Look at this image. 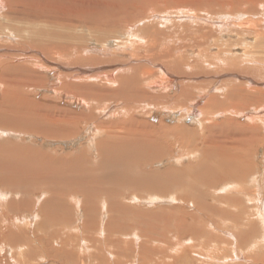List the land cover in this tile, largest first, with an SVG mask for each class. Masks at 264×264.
<instances>
[{"label": "rangeland", "instance_id": "obj_1", "mask_svg": "<svg viewBox=\"0 0 264 264\" xmlns=\"http://www.w3.org/2000/svg\"><path fill=\"white\" fill-rule=\"evenodd\" d=\"M138 5H142L144 11L143 9L140 11L135 5L131 6L130 10L133 12V18H137L138 22L135 20L120 28L117 27L118 25L113 28H101L100 33L109 34L103 39V43L92 42L93 38L89 37L88 40L91 41L86 42L87 46L90 43L107 46L105 51L108 55L101 50L93 51L96 53L94 55L89 47L82 54L85 57L109 59L110 62L105 65L87 67L88 69L85 68L81 76L93 74L111 78L116 75L115 69L122 72L128 67H135L139 72L149 71V76L146 75L148 82L143 86L142 83L146 81L143 77L142 86H139L140 89L148 92V97L141 100V105L145 108L139 109L132 116L154 125L147 127L145 123L143 124L142 130L147 131V134L139 143L140 146L136 148H140L139 151L144 153L142 147L148 146L151 156L147 164L143 162L146 159L141 160L145 169L143 171L148 174L156 173L159 179L152 181L148 187L139 186L145 183L146 178L142 177V173L139 175L140 168H133L132 149L128 150L131 154L127 160H122L119 165L125 170L122 167L120 169L121 176H127L125 181L112 179L117 172V167L112 169L109 164L110 161L119 162L122 152L113 154L106 151L104 160L98 161V165L94 164L97 163L94 161H97L98 157L93 154L94 149L91 147L97 142L102 143L101 139H104L105 132L102 135L96 133L92 125L94 124L95 127L96 124L103 123L106 127L112 122L127 121L131 115L123 118L117 114L122 112L125 102L121 98L131 93L132 86L121 88L124 91L117 94L118 84L106 83L109 91L96 93L103 102L102 109L105 112L102 113V109L98 108L101 111L94 115L93 120L88 118L89 120L82 123L80 127L78 125L75 134L50 140L37 135L34 131H32L34 134L31 132L32 127L38 126L36 121H34L36 126L32 124L33 118L29 119L32 115L35 116L32 107L10 104L21 97V89L15 85V80L0 78V121L7 127L0 126V147H4V149L1 147L0 151L13 150L8 160L15 158L11 166L13 170H20L22 174H16L17 177L14 178L15 174L10 172L12 171L10 167L0 171V249L6 248L2 252L5 251L7 256L2 264H54L53 262L56 261L53 259L41 258L45 246L57 250L60 248L58 243L48 239L47 236L52 232H60V234L64 232L70 236L63 250L67 253L68 261L65 264H71L75 260L70 252H75L79 246L83 248L88 246L86 254L93 251L92 247L101 248L104 252L107 248L113 250L114 255H117V261L119 260L116 263L115 258V264H264V219L261 220L264 218V188H259V181L261 184L263 181L261 187L264 186V0H139ZM3 11L4 7L0 6V13ZM0 25L1 29H5L0 33V62L7 60L13 62V65L18 63L19 67L35 70L37 72L35 77L38 74L41 76L42 81L39 80V84L36 86L35 82L31 84L35 88L33 92L26 90V99L33 105L48 101L54 109L56 106L58 110L61 108L59 112L65 111V117H71L70 113L77 114V111H82L84 116L88 114L84 107L79 108L72 102L71 91L60 89V79L66 75L72 78L68 73L76 69L63 66L64 69L59 63L40 57L41 53L36 50L27 49L28 47L21 48L22 42L11 33V27L17 26L16 28L25 31L28 25L10 20L1 21V19ZM82 34L86 33L83 31ZM259 34L261 36H258ZM149 37L155 39L152 41ZM150 40L152 45H148ZM122 47L124 50H120ZM154 47L161 52L149 51ZM243 55H246L245 58ZM239 57H243L246 63L250 61V58L252 61L249 62L250 64H245ZM41 64L43 69L38 67ZM92 71L94 73H91ZM72 79H75V83L78 82L76 80L78 77ZM181 84L185 85V88L189 86L190 93L179 101L176 97L180 94ZM4 90H6L5 96H3ZM211 97H215V102L209 106L210 115L207 113L206 117V115L197 114V108H202L203 105L205 107V102ZM28 109L30 113L33 112L32 115L23 112ZM194 110L196 114L193 113ZM111 112L115 115L111 116ZM25 127H29V130ZM253 127L261 129L260 132L251 135L255 144L248 148L245 141L243 146L241 138H244ZM21 129L25 131V134ZM89 129L92 131L91 134ZM16 130H21V133ZM28 131L31 133H26ZM240 143H242L241 148L237 149L238 158L243 159L242 153L247 152V149L250 150L251 154L247 159L253 165L251 166L253 171L251 170V173L244 178L245 180L232 177L229 181H223L224 173L222 172L226 169L223 168L224 165L228 166L229 162L221 146L227 144L228 148H231ZM213 144H217V148ZM210 147L216 149V155L212 156ZM21 150L32 151V153H21L23 152ZM207 150L209 152L205 160L203 155ZM81 151L86 152V158L93 162L88 160L87 162L81 157L82 165L80 164L78 168L72 160L80 157ZM246 154L248 157V153ZM48 155L54 156L55 159L63 158L64 163L55 161L56 164H50L46 162L49 160ZM18 158L19 160L23 158V161H19ZM173 158H180L181 161L179 159L175 163ZM222 159H225L226 163ZM2 164L0 163V167ZM19 165L29 168L25 172ZM65 167L68 169H63ZM85 167L88 169L87 174L83 170ZM171 167L184 171L169 178L165 175L162 180L160 173ZM36 170L48 172L46 181L53 194L47 191L46 185L39 183L37 179L33 180L32 176L37 173ZM63 170H70V172ZM49 175L58 179L50 180ZM83 176L87 177L83 179ZM79 178L82 180L80 181ZM58 180V185L62 182L61 191L55 186ZM256 180H259L258 184H255ZM82 182L83 184H80ZM70 185H73V188ZM98 188L103 190L102 192L106 191L108 197L102 194L96 198ZM261 189L263 191H260ZM173 198L176 200L173 201ZM104 200L112 206L116 205V208L107 212L100 210V203L102 204ZM93 202H95L94 206L87 210L88 218H85L88 203ZM114 202H118L120 208ZM122 207L124 211L121 210ZM258 210L260 211L257 213ZM53 215L56 217L53 218ZM258 216H261L260 219ZM56 219H59V223ZM181 223L184 224V230H180ZM19 230L23 231L21 237H25L21 243L16 241L17 235H15ZM180 247L190 252L185 253L183 257H178ZM34 255H36L35 258Z\"/></svg>", "mask_w": 264, "mask_h": 264}, {"label": "bare ground", "instance_id": "obj_2", "mask_svg": "<svg viewBox=\"0 0 264 264\" xmlns=\"http://www.w3.org/2000/svg\"><path fill=\"white\" fill-rule=\"evenodd\" d=\"M139 0H55V1H51V0H0V6L4 7V11L3 13H0V19L2 20H10L12 22H20V23H24L27 26V28L24 30H22L21 28H16V27H11V33L15 34L17 37V40L20 39V41L22 42V44L20 45L21 48L24 47H28L27 49L31 48L33 50H36L38 52H40V57H45L47 60H51V61H55L56 63H59V65H61L62 68L65 67H73L74 69H76L75 71H71L72 73H68L69 75L73 77H78V82H74L75 79L73 80L71 77H69L68 75L63 76L60 79V89L63 90H67V91H71L72 94L70 95L71 98L73 99V103L78 106L80 108L84 107V109L88 112V114H86L85 116L83 115V112H78L77 114L70 113L71 117L66 116L65 117V111L64 112H59L61 110V108H59L60 110H58V106H56V108L54 109V107H51L50 104H48V101H43V102H39V104L37 105H33L31 104L26 98L27 96L25 95L26 90H31V92H33V89H35L31 84L33 82H35V86L36 84H39L38 81L41 80V76L40 74H38L35 77V70L32 71L30 70L28 67L24 68L23 66L19 67V64L17 63V65H13V62H8L6 61H1L0 62V78L1 79H9L12 78L15 80V85L20 88V98H18L17 100H14V102H11L10 104H17L19 106H23V107H32L33 108V112L35 114V116H33L29 109L25 110L23 112H25L26 114L29 113L32 115V117L29 119L33 118V123L32 124H36V122L38 123V126L36 128L32 127L33 129H30L31 132L34 131V133H37V135H40L42 137H46L47 139H61L64 138L68 135L71 134H75L78 130V127H80V125L82 123H85L87 120H93L94 115L98 114L100 111L98 108L102 109L103 107V102L102 100L97 96L96 93H99L100 91H103L105 93H107L109 91V89H107V85L106 83H108V85L110 84H118V92L117 94H120L124 91V89L121 88H125V86H132L131 93L128 96H123V98H121L123 100V108H122V112L117 114L118 116L120 115V117L125 118L124 116H130V118H128L127 121H119V122H112L109 123V125L107 124V126L105 127V125L103 123H98L95 125H92V127L95 129L96 133L98 132L99 134H103V132H105V136L104 139H101L102 143H95L93 145V147H91L92 149H94L93 154L98 157L97 164L98 165V161H103L104 160V154L106 153V151H108L109 153H113V154H119L122 152V154L120 155V158L118 160H120L119 162L116 163V161H110V168L114 169L115 167H117V172H115L116 174H114L112 176V179L115 178L116 181H120V180H127V176H121L120 173V169L121 167L119 166L122 163V160H127V158L129 157V155L131 154V151H128L130 149L133 150L132 154H134V161L132 158V162L133 163V168L135 169L140 168V173L139 175L142 173V177L145 176L146 181L143 184H139L140 187H148L150 186V183L152 181H156L157 179H159V176L155 173H146L145 169H143L144 165L142 163L141 160H144V164H147L149 162V156L150 155V151L148 149V146H144L142 147L143 152L139 151L140 148H136L139 145V143L141 142V140L146 137L147 131L142 130V126L145 123V125L147 127L149 126H154L151 125V123L149 122H144L141 121L137 118H134L132 115L135 112H138L139 109L141 110L142 108H145L144 106L141 105V100L145 99L148 97V92L140 89L139 86L141 87L142 85L144 86L146 84L147 81V76H149L147 70H142V72H139L135 67H131V68H127L125 71H117V69H115L116 75L115 77H107V76H103V75H84L81 76L84 71L85 68L87 67H94L96 65H105L108 64L110 62L109 59H102V58H97V57H85L82 53L84 52V50H86V48L89 47V50L93 51H98L101 50L102 53L103 51H105L107 48V46H97L96 44L94 45L93 43H90L88 46L86 45V42L91 41L88 40L89 37L91 36L93 38L92 42L94 41L95 43H103V39L108 37L109 34H104V33H100L101 28H113L116 25H118L117 27L120 28V26L122 25H127L133 21H137L138 19L133 18V12H130V10L132 9L131 6H136L138 7V9L140 11H144V8H142V5H138ZM77 4H79V6H76ZM143 19H145L142 16ZM146 20V19H145ZM145 22V21H144ZM144 25V24H143ZM23 26V24H22ZM153 27V26H152ZM156 28V27H155ZM127 29V28H126ZM129 29V27H128ZM158 29V28H157ZM5 29H1V25H0V33L3 32ZM130 30V29H129ZM160 30V29H159ZM84 31V33L86 34H82ZM145 31V30H144ZM151 31V30H150ZM245 31V30H244ZM153 32V31H151ZM159 32V31H158ZM146 33V32H145ZM161 33V32H160ZM164 33V31H163ZM239 33V32H238ZM258 33V32H257ZM143 35V34H142ZM152 35V34H151ZM183 35V34H182ZM133 36V35H132ZM258 36H261L260 34ZM123 37V36H122ZM129 38V37H128ZM133 38V37H132ZM139 38V37H138ZM140 39V38H139ZM147 39V37H146ZM149 39H155L153 37H149ZM148 40V39H147ZM149 41L148 45H152V41ZM109 41V40H107ZM137 41V39H136ZM142 41V40H141ZM145 41V40H144ZM160 41V40H159ZM126 43V42H125ZM124 43V44H125ZM144 44L146 42H143ZM142 43V44H143ZM214 43V42H213ZM141 44V45H142ZM230 44V43H228ZM253 44V43H252ZM129 45V44H128ZM147 45V44H146ZM231 45V44H230ZM240 45V44H239ZM259 45V44H258ZM112 47V45H109ZM116 46V45H115ZM125 46V45H124ZM160 46V45H159ZM233 46V45H232ZM121 47V46H120ZM114 48V46H113ZM112 48V50H113ZM111 49V48H110ZM120 49V48H119ZM229 49H231V46H229ZM112 50H109L112 52ZM118 50V49H117ZM120 50H124L123 47ZM145 51H148V49H144ZM246 50V49H245ZM116 51V50H115ZM149 51H157V52H161L158 49H156L154 47V49H150ZM87 52V51H86ZM119 53H121V51H118ZM156 52V53H157ZM247 52V51H246ZM94 53V52H93ZM106 53V51H105ZM108 53V52H107ZM106 53V54H107ZM117 53V51H116ZM223 53V52H222ZM259 53V52H258ZM99 54V52L97 53ZM113 54V53H112ZM115 54V52H114ZM118 54V53H117ZM122 54V53H121ZM264 54V53H263ZM94 55H96V53H94ZM93 55V56H94ZM108 55V54H107ZM233 55V54H232ZM246 55H243V57ZM153 57V56H152ZM243 57H239L240 60H244ZM151 58V57H150ZM245 58V57H244ZM250 58V57H249ZM156 59V58H155ZM230 59V58H229ZM162 60V59H161ZM156 61V60H155ZM166 61V60H165ZM170 61V60H169ZM245 61V62H244ZM242 63L245 64H250L249 62L252 61L250 58V61H248V63H246L247 61L244 60ZM162 62V61H161ZM64 65H62V64ZM167 65V62H165ZM229 63V62H226ZM241 63V61H240ZM58 65L59 68H61ZM233 65V64H231ZM144 66V65H143ZM165 66V64H164ZM264 66V65H263ZM39 68L43 69V65H39ZM100 67V66H99ZM109 67V66H108ZM107 67V68H108ZM147 67V66H145ZM159 67V66H158ZM98 68V67H97ZM249 68V67H248ZM36 69V68H35ZM65 69V68H64ZM88 69V68H87ZM100 69H102L100 67ZM113 69V68H112ZM252 69V68H251ZM90 70V69H89ZM114 70V69H113ZM123 70V69H122ZM47 71H49V68H47ZM91 71V70H90ZM95 71V70H94ZM98 71V70H97ZM112 71V70H110ZM247 71V70H245ZM96 72V71H95ZM102 72V71H101ZM91 73H94L93 71ZM62 74V73H61ZM90 74V73H89ZM114 74V73H113ZM157 74V73H156ZM170 74V73H168ZM237 74V73H235ZM251 75V74H250ZM128 77V79H126V77ZM161 76V75H160ZM39 77V78H38ZM143 77L146 78L145 83L141 82L143 81ZM162 77V76H161ZM233 77V76H232ZM250 77V76H249ZM153 78V77H152ZM71 80L73 82H71ZM113 80V81H112ZM255 80V79H254ZM1 81V80H0ZM40 81V83H41ZM157 81V80H156ZM250 81V80H249ZM263 81V80H262ZM264 83V82H263ZM262 83V84H263ZM149 84V83H147ZM150 86V85H149ZM159 86V85H158ZM157 86V87H158ZM165 86V85H164ZM152 87V86H151ZM180 94L176 97L179 101H181L189 92L190 88L189 86L187 88H185V85L183 86L182 84L180 85ZM241 88V87H240ZM262 88V87H261ZM260 88V89H261ZM128 89V88H127ZM148 89V88H147ZM154 89V88H153ZM38 90V89H37ZM234 90V89H233ZM238 90V89H237ZM240 91V89H239ZM241 92V91H240ZM261 92V91H260ZM55 94H58L57 92H55ZM6 95V90H4L3 92V96ZM205 95V94H204ZM259 96V95H258ZM29 98V97H28ZM43 98V97H42ZM109 98V97H108ZM61 99V98H60ZM206 99V98H205ZM117 100V99H116ZM119 100V99H118ZM51 101V100H50ZM199 101V100H197ZM37 102V101H36ZM55 102V101H54ZM201 102V100L199 101ZM215 102V97H211L208 101L205 102V107L202 106V108H197L196 111L197 114H201L202 116H205L207 113H209L210 115V108L209 106H211L212 103ZM35 103V102H33ZM57 103V102H56ZM147 103V102H146ZM150 105H152L150 102H148ZM9 104V105H10ZM58 104V103H57ZM162 104V103H161ZM198 104V102L196 103ZM25 105V106H24ZM55 105V104H54ZM59 105V104H58ZM145 105V104H144ZM164 105V104H163ZM11 106V105H10ZM98 106V107H97ZM122 106V104L120 105ZM162 106V105H161ZM18 107V106H17ZM118 107V106H117ZM156 107V106H153ZM213 107V106H212ZM78 108V109H79ZM120 108V107H118ZM186 108V107H185ZM194 108V106H193ZM234 108V107H232ZM19 109V107L17 108ZM24 109V108H23ZM26 109V108H25ZM181 109V108H180ZM14 110V108L12 109ZM67 110V109H66ZM77 110V109H76ZM84 110V111H85ZM178 110V109H177ZM193 110V109H192ZM235 111H237L236 108H234ZM63 111V110H62ZM175 111V110H174ZM180 111V110H179ZM195 110L193 111L194 114H196ZM102 113L105 112L104 109H102L101 111ZM120 112V111H119ZM177 112V111H176ZM10 113V112H9ZM112 113V112H111ZM116 113V111L114 112ZM187 114V113H186ZM28 115V114H27ZM26 115V116H27ZM115 114L112 113L111 116H113ZM135 116V115H134ZM146 116V115H145ZM109 117V116H108ZM107 117V118H108ZM115 117V116H114ZM207 117V115H206ZM89 118V119H88ZM110 118V117H109ZM117 118V117H116ZM105 119V118H104ZM98 120V119H97ZM96 120V121H97ZM158 120V119H157ZM36 121V122H34ZM98 122V121H97ZM96 122V123H97ZM102 122V121H101ZM22 123V122H20ZM15 124V123H13ZM127 124V125H126ZM158 124V123H157ZM16 126H18V124H15ZM28 125V123H27ZM79 125V126H78ZM0 126L1 128H4L6 126L3 125L2 121H0ZM4 126V127H2ZM21 126V125H20ZM29 126V125H28ZM33 126V125H32ZM36 126V125H35ZM78 126V127H77ZM91 127V126H90ZM7 128V127H6ZM12 128V127H11ZM27 128V127H25ZM29 128V127H28ZM27 128V129H28ZM103 128V129H101ZM261 128L259 127H253V129H249V133L244 137L241 138V142L243 143L245 141V143H247L248 148L251 147V145L253 146V137L251 138V135L253 133H257L260 132ZM7 130V129H6ZM23 130V129H21ZM21 130L20 133H21ZM29 130V129H28ZM90 130V129H89ZM103 130V131H102ZM18 130H16V132L19 133ZM87 131V130H86ZM91 131V130H90ZM22 132L25 131L23 130ZM31 132H26V133H31ZM88 132V131H87ZM33 133V132H32ZM33 133V134H34ZM92 133V131L90 132V134ZM2 134V133H1ZM226 135V134H225ZM258 135V134H257ZM256 135V136H257ZM28 136V134H27ZM91 136V135H90ZM101 136V137H103ZM255 136V135H254ZM255 136V137H256ZM226 137V136H225ZM224 137V138H225ZM69 139V138H68ZM227 139V138H226ZM92 141V140H90ZM96 142V141H95ZM219 142V141H218ZM92 143V142H91ZM233 146L231 148H228L227 144L226 145H222L221 148L226 152H224L226 155V160H228L227 162H229L228 166L224 165L225 167L223 169H225L224 172V177H223V181H229L232 177L233 178H241L242 180L244 178H246L250 173L251 170L253 171L252 167L253 165H251L250 161L247 159L249 158V155L251 154V151L247 149V152L242 153V158H238V154L239 152L237 151L238 148H241V144ZM93 144V143H92ZM6 145V144H5ZM215 145V148H217V144H213ZM244 146V143H243ZM257 146V145H256ZM255 146V147H256ZM2 147V146H1ZM0 147V148H1ZM30 147V146H29ZM78 147V146H77ZM4 149V147H2ZM220 148V147H219ZM220 148V149H221ZM34 149V148H33ZM32 149V151H33ZM243 149V148H242ZM19 150V149H18ZM240 150V149H239ZM13 150L10 151H6L5 150H1L0 151V163H3L0 167V171H5L8 167L11 168L12 174L14 178H16V174L17 175H22L20 173V170H13L12 168V164L15 158H9L10 160H8L9 156H12V154L10 155V153ZM16 151V150H15ZM23 151V150H21ZM31 152H27L26 150H24L21 153H25V154H29L32 153ZM41 151V150H40ZM92 151V150H91ZM209 151L212 152V156H214V154L216 155V149H212V147L209 148ZM208 150L204 152V159L206 160V156L209 152ZM254 151V149L252 150ZM16 153L18 154V152L16 151ZM15 153V155H16ZM36 153V152H35ZM41 153V152H40ZM45 153V151H44ZM42 153V154H44ZM81 156L78 158H75L72 160V162L75 164V166H79L80 164L82 165V159L84 160H88L90 162H93L91 159L86 158L85 154L86 152L81 151ZM89 153V152H88ZM220 153V152H219ZM248 153V157L247 154ZM14 154V153H13ZM38 154V153H37ZM36 154V155H37ZM53 154V153H51ZM112 154V155H113ZM109 155V154H108ZM143 157H142V156ZM222 156L224 154H221ZM19 157V155H16ZM27 156V155H26ZM29 156V155H28ZM43 156V155H40ZM49 156V160H47L46 162H49L50 164H56L55 161H58V163L62 162L64 163L63 158L60 159H55L53 157ZM76 156V155H75ZM74 156V157H75ZM78 156V155H77ZM84 156V157H83ZM14 157V156H13ZM39 157V156H38ZM91 157V156H90ZM221 156H219L220 158ZM225 157V156H224ZM21 158V157H20ZM37 158V157H35ZM43 158V157H42ZM214 158V157H212ZM245 158V159H244ZM23 159V158H22ZM20 159V160H22ZM32 159V158H31ZM30 159V160H31ZM65 159V158H64ZM180 158H173V160H175V163L179 160ZM210 159V158H209ZM19 160V158H18ZM19 160V161H20ZM35 160V159H34ZM38 160V159H37ZM66 160V159H65ZM94 160V159H93ZM223 160V159H222ZM225 160V159H224ZM223 160V161H224ZM18 163H21L19 162ZM23 161V160H22ZM36 161V160H35ZM87 161V162H88ZM130 161V160H129ZM181 161V159H180ZM213 161V160H212ZM248 161V162H247ZM27 162V161H26ZM37 162V161H36ZM198 162V161H197ZM216 163L218 162L217 160L215 161ZM214 162V163H215ZM226 163V161H224ZM32 163V162H30ZM70 163V162H69ZM131 163V162H130ZM215 163V164H216ZM40 164V161H39ZM72 164V163H71ZM90 164V163H88ZM107 164V163H106ZM172 164V163H171ZM213 164V163H212ZM219 164V163H218ZM36 165V164H34ZM95 165V166H97ZM128 165V164H127ZM126 165V166H127ZM202 165V162L200 163V166ZM210 165V164H209ZM220 165H223V163ZM20 166V165H19ZM22 166V165H21ZM20 166V167H21ZM31 166V165H30ZM41 166V165H40ZM51 166V165H50ZM58 166H60L58 164ZM64 166V164L62 165V167ZM70 166V164H69ZM85 166V164H84ZM93 166V165H92ZM142 166V167H141ZM213 166H215L213 164ZM23 167V166H22ZM43 167V166H42ZM48 167V165L46 166ZM45 167V168H46ZM76 167V168H77ZM182 167V166H181ZM196 167V166H195ZM223 167V166H221ZM220 167V168H221ZM29 168V167H28ZM27 168V169H28ZM59 168V167H58ZM67 167L63 168L66 169ZM72 168V167H71ZM80 168V167H78ZM93 168V167H92ZM101 168V167H100ZM123 168V167H122ZM130 168V167H129ZM264 168V167H263ZM23 169L25 170V172L27 171L26 167H23ZM22 169V170H23ZM37 169V168H36ZM44 169V168H41ZM49 169V168H48ZM46 169V170H48ZM51 169V167H50ZM57 169V168H56ZM55 169V170H56ZM68 169V168H67ZM74 169V168H72ZM70 169V170H72ZM86 169V167H85ZM83 169L84 171H86L87 174V170L88 169ZM94 169V168H93ZM106 169V168H105ZM111 169V171H112ZM186 169V167H185ZM192 169V168H191ZM217 168H215L216 170ZM34 170V169H33ZM54 170V169H53ZM70 170H63V171H69ZM101 170V169H100ZM124 170V168H123ZM131 170V169H130ZM189 170V169H188ZM262 170V169H261ZM15 171V172H14ZM32 171V170H31ZM37 173H35L33 177V180H38L39 183L41 182V184H44V186L46 185V189H48L47 191H49L51 194H53L54 192L51 190L50 185L47 184V179H46V174L48 172H39L40 170H36ZM59 171V169H58ZM115 171V170H114ZM125 171V170H124ZM184 171V170H183ZM181 169H176V168H169L167 170H165L163 173L161 174V179L164 180L165 175H167V178L169 177H173L175 174H181V172H183ZM192 171V170H191ZM54 172V171H53ZM82 172V171H81ZM127 172V171H126ZM130 172V171H128ZM187 172V171H186ZM216 172V171H215ZM30 173V172H29ZM44 173V174H43ZM60 173V172H59ZM58 173V174H59ZM62 173V172H61ZM221 173V174H222ZM50 174V173H49ZM66 174V173H65ZM72 174V173H71ZM73 175V174H72ZM84 175V174H83ZM112 175V174H111ZM155 175H157V177L155 178ZM223 175V174H222ZM28 176V175H27ZM29 176V177H31ZM50 176V180L53 179L54 177H52V175ZM48 176V177H49ZM88 176V175H87ZM86 176V177H87ZM92 176V174H91ZM185 176V175H184ZM261 176V175H260ZM28 177V179H29ZM63 178V175L61 176ZM59 177V179L61 178ZM65 177V176H64ZM67 177V176H66ZM73 177V176H71ZM84 177V176H83ZM86 177H84L83 179H85ZM90 177V176H89ZM88 177V178H89ZM100 177V176H99ZM56 178V177H55ZM54 178V180H55ZM61 178V179H62ZM76 178V177H75ZM87 178V179H88ZM91 178V177H90ZM89 178V179H90ZM97 178V177H96ZM180 178V177H179ZM261 179V177H259ZM263 178V177H262ZM58 179V178H56ZM192 179V178H191ZM66 179H64L65 181ZM73 180V179H72ZM79 180L81 181L82 179L79 178ZM92 180V179H91ZM100 180V179H99ZM104 180V179H103ZM144 180V178L142 179ZM182 180V177H181ZM211 180V179H210ZM221 180V179H220ZM241 180V181H242ZM245 180V179H244ZM75 181V180H74ZM85 181V180H83ZM96 181V180H94ZM98 181V180H97ZM166 181V180H165ZM164 181V182H165ZM254 181V180H253ZM259 181V180H258ZM258 181L256 180L255 184H258ZM17 182V181H16ZM59 180L56 182V188L57 190L61 188V183H59ZM79 182V181H78ZM107 182V181H106ZM111 182V181H110ZM130 182V181H129ZM143 182V181H142ZM168 182V181H167ZM175 182V181H174ZM195 182V181H194ZM20 184H22L21 182H19ZM30 183V181H29ZM28 183V184H29ZM36 183V182H33ZM67 184L69 183L68 181L66 182ZM92 183V182H91ZM171 183V182H170ZM209 183V182H208ZM220 183V182H218ZM233 183V182H231ZM260 183V187L259 188H264L261 187L263 184H261V181H259ZM27 184V185H28ZM55 184V183H52ZM65 184V183H64ZM74 184V183H73ZM80 184H83L80 183ZM201 184V183H200ZM204 184V183H203ZM230 184V183H229ZM16 185V183H15ZM26 185V184H25ZM63 185V184H62ZM89 185V184H87ZM99 185V184H98ZM102 185V184H100ZM116 185V184H115ZM129 185H134V184H129ZM157 185V184H156ZM173 184L171 183L170 186H172ZM199 185V184H198ZM197 185V186H198ZM207 185V184H206ZM228 185V184H226ZM237 185V184H235ZM14 186V185H13ZM18 186V184H17ZM36 186V185H35ZM60 186V187H59ZM68 187V185H66ZM64 186V187H66ZM73 186V185H72ZM70 185V187H72ZM176 186V185H175ZM203 186V185H202ZM255 186V185H254ZM83 187V186H82ZM101 187V186H100ZM162 187H165L164 185H162ZM214 187V186H213ZM69 188V187H68ZM73 188V187H72ZM74 188H76L74 186ZM175 188V187H174ZM231 188V187H230ZM62 189V188H61ZM61 189L59 191H61ZM71 189V188H70ZM69 189V190H70ZM77 189V188H76ZM208 189V188H206ZM242 189V188H241ZM85 190V189H84ZM88 190V189H87ZM113 190V189H112ZM252 190V189H251ZM25 191V190H23ZM66 191V188H65ZM68 191V190H67ZM101 191V192H100ZM103 190H101L100 188H98V192L95 194L96 198H98L99 196H101L102 194H104V196L108 197L107 192H102ZM205 191V190H203ZM224 191V190H223ZM237 191V190H236ZM260 191H263L262 189ZM53 192V193H52ZM239 192V191H238ZM259 192V190H258ZM264 192V191H263ZM262 192V194H263ZM24 193V192H23ZM64 193V192H63ZM71 193V192H69ZM68 193V194H69ZM79 193V192H78ZM81 193V191H80ZM199 193V192H198ZM237 193V192H236ZM241 193V191H240ZM110 194V193H109ZM250 194V193H249ZM253 194V193H252ZM251 194V195H252ZM113 195V194H112ZM200 195V194H199ZM247 195V194H244ZM59 196V195H58ZM73 196H74V192H73ZM86 196V194H85ZM115 196V195H114ZM249 196V195H248ZM246 196V197H248ZM60 197V196H59ZM69 197V196H67ZM72 197V196H71ZM254 197V196H253ZM41 198V197H40ZM55 198V197H54ZM66 198V197H65ZM92 198V197H91ZM106 198V197H105ZM136 198V197H134ZM213 198V197H212ZM78 199V197L76 198ZM206 199V198H205ZM237 199V198H236ZM250 199V198H249ZM248 199V200H249ZM107 200V199H106ZM106 200L103 201V203H100V210L107 212L108 210H111L113 208H116L115 206H112L110 203H107ZM111 200V199H110ZM176 199L173 198V201H175ZM239 200V199H238ZM237 200V201H238ZM59 201V200H58ZM6 202V201H5ZM63 202V201H62ZM96 202V201H95ZM88 203L89 207L86 208V217L88 218V211L90 210L89 208L95 203ZM202 202V201H201ZM240 202V201H239ZM247 202V201H246ZM249 202V201H248ZM116 203V202H114ZM149 203V202H148ZM194 203L197 204V201L194 200ZM31 204V203H30ZM57 204V203H55ZM62 204V203H61ZM80 204V203H78ZM77 204V205H78ZM119 206V203H116ZM200 204V203H199ZM236 204V202H235ZM234 204V205H235ZM59 205V204H58ZM75 205V204H74ZM96 205V204H95ZM207 205V204H206ZM76 206V205H75ZM94 206V205H93ZM200 206V205H199ZM260 208V205H258ZM263 206V205H262ZM27 207V206H25ZM62 207V206H61ZM64 207V206H63ZM204 207V206H203ZM212 208H214L213 206H211ZM65 208V207H64ZM63 208V209H64ZM120 208V206H119ZM127 208V207H126ZM239 208V207H238ZM262 208V207H261ZM20 209V208H18ZM83 209V208H82ZM118 209V208H117ZM129 209V208H128ZM131 209V208H130ZM206 210L208 208H205ZM66 210V209H65ZM78 210V208H77ZM88 210V211H87ZM115 210V209H114ZM124 211V207H122V209ZM127 210V209H126ZM199 210V209H198ZM27 211V210H26ZM79 211V210H78ZM85 211V210H84ZM122 211V214H124ZM260 210L256 211L257 213ZM91 212V211H90ZM129 212V210H128ZM95 213V212H94ZM7 214V213H6ZM261 215V214H260ZM264 215V213H263ZM62 216V215H61ZM65 216V215H64ZM63 216V218H64ZM8 217V216H7ZM37 217V216H35ZM56 216L53 215V218H55ZM59 217V215H58ZM57 217V218H58ZM103 217V215H102ZM259 217V216H258ZM261 217V216H260ZM259 217V219H260ZM264 217V216H263ZM53 218H51V221H53ZM6 219V218H5ZM30 219V218H28ZM103 219V218H102ZM264 218H262L261 220H263ZM3 220V219H2ZM57 220V219H56ZM59 221V219L57 220V222ZM61 221V220H60ZM181 222V221H180ZM43 223V222H42ZM59 223V222H58ZM262 223V222H261ZM18 224V223H17ZM182 227H180V230H184L185 228H183L184 224H182ZM180 225V226H181ZM264 225V222H263ZM4 226V225H3ZM53 226V225H51ZM204 226V225H203ZM7 227V226H6ZM264 227V226H263ZM13 228V227H12ZM103 229V227H101ZM1 229V228H0ZM24 230V229H23ZM32 230V229H31ZM104 230V229H103ZM23 232V231H22ZM21 230L17 231V233L15 235H17V242L21 243L23 239H25V237H21L22 233ZM29 232V231H28ZM2 233V232H1ZM13 233V232H11ZM22 233V234H21ZM198 233V232H197ZM10 234V233H8ZM8 234H4V235H8ZM30 234V233H29ZM63 235V236H62ZM34 237V235L32 236ZM48 239L52 240L53 242H56L59 244L60 248L57 249H52L48 246L44 247V252L43 254H41V258L42 259H53L56 262H53L54 264H65L67 263V259H66V254L64 253L63 250L65 248V246L67 245V243L69 242L70 236L69 234L66 233H62L60 234V232H52L50 235L47 236ZM34 239V238H33ZM133 239V238H131ZM183 239V237L181 238ZM14 241V240H13ZM16 243V242H15ZM39 243V242H38ZM14 244V243H12ZM47 245V242L45 243ZM57 245V244H56ZM5 247V246H3ZM9 248V247H7ZM190 248V247H189ZM6 248H2V250H5ZM88 246H86V248H83L82 246H79L76 248L75 252H70V255H72L75 260L71 263V264H115V258L116 256L114 255L115 252H113V250L111 251L110 249H105V252L100 249L97 248H93V251L89 252L88 254H86V252L88 251ZM2 250L0 249V264H2V262L4 260L7 259L6 253L5 251L2 252ZM23 251V250H22ZM178 251L180 252V255L178 257H183L185 255V253L190 252L188 249L186 250H182V248L180 247L178 249ZM240 251V250H239ZM2 252V253H1ZM26 252V251H25ZM178 253V252H177ZM85 254V255H84ZM96 254V255H95ZM179 254V253H178ZM37 255V253H36ZM34 255V258L35 256ZM167 255V254H166ZM234 255V254H233ZM162 256V255H161ZM237 256V255H236ZM28 259V258H27ZM118 258H116V263L119 262V260L117 261ZM178 259V258H177ZM34 260V259H33ZM72 260V259H70ZM121 260V259H120ZM28 261V260H27ZM177 261V260H176ZM175 261V262H176ZM52 262V261H51ZM98 262H102V263H98ZM174 262V263H175ZM28 263V262H27ZM122 263V262H121ZM6 264V263H3ZM29 264V263H28ZM123 264V263H122ZM141 264V263H140ZM143 264V263H142Z\"/></svg>", "mask_w": 264, "mask_h": 264}]
</instances>
